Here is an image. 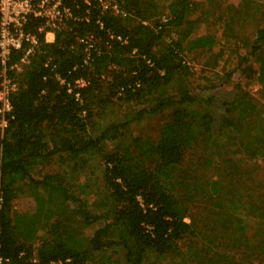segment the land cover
<instances>
[{"label": "trees", "instance_id": "16d2710c", "mask_svg": "<svg viewBox=\"0 0 264 264\" xmlns=\"http://www.w3.org/2000/svg\"><path fill=\"white\" fill-rule=\"evenodd\" d=\"M221 1L171 0L164 12L156 0H117V12L99 0H64L72 18L52 42L39 31L44 19H28L25 28L39 45L20 70L12 66L24 50H14L7 63L18 89L8 126L0 129L2 264H119L117 250L126 264L181 256L197 264H264V177L257 173L264 162V105L256 110L246 91L223 102L216 131L211 111L200 113L197 133L190 112L181 109L158 141L129 136L130 121L92 133L94 117L112 98L140 103L191 75L188 57L217 43L214 35L192 36L204 17L213 13L222 34L233 33L235 17L217 13ZM251 58L264 86L259 25L240 61ZM78 80L86 84L76 86ZM207 138L217 150L204 153ZM235 145L243 157L229 163L224 157ZM53 166L35 176L37 168ZM23 194L33 198L35 212L17 211ZM72 202L78 210L71 213Z\"/></svg>", "mask_w": 264, "mask_h": 264}, {"label": "rangeland", "instance_id": "374dc122", "mask_svg": "<svg viewBox=\"0 0 264 264\" xmlns=\"http://www.w3.org/2000/svg\"><path fill=\"white\" fill-rule=\"evenodd\" d=\"M156 1L162 6L161 10L167 12L166 7L171 0ZM221 2L222 7L217 13H227L226 17H235L233 33H228L225 37L226 34H222L223 28L214 25L213 13L209 14L207 18L204 17L205 22L199 25L192 36L214 35L217 43L211 52H197L188 57L191 65V75L184 82L177 80L166 87V91L162 93L154 92L140 103H126L117 97L112 98L105 111L94 117L95 130H92V133L95 134L99 132L101 127L112 123L130 121L129 136L158 141L161 139L162 128L172 121L174 112L181 109H187L186 112H190L189 114L191 119H194L193 122H195L197 133L201 131L199 129L202 122L200 113L211 111L216 118V131L219 120L225 113L223 102L234 100L240 91H246L249 94L252 103L256 106V110L263 107L264 86L258 80L259 63L256 58H251L247 63H242L240 59L248 53L249 47L254 41L256 26L264 27V0H222ZM238 15H241V18H237L236 16ZM251 71H254V73H251ZM229 76L230 78H228ZM184 96H188L191 99L193 97L195 101H189L184 106L181 102ZM167 99L169 103L164 104ZM99 111L97 108V113ZM132 119L135 120L131 121ZM187 120H190V118L187 117ZM201 139L204 140V136H201ZM205 142L207 143L201 145L204 153L217 150L216 147H210L208 138ZM112 148V143L106 146L107 150ZM237 148L236 145L231 147L229 154L224 157V160L231 163L236 161L237 158L243 157L242 154L236 152ZM244 156V160H250L247 155ZM187 164L188 162L184 165ZM259 166L257 173L259 172L260 177H264V162H259ZM57 168V166L45 169L37 168L34 173L38 177L45 172L55 171ZM100 173L101 170L97 168L93 186L95 192L98 191L97 186L101 184ZM187 195L193 200L198 199L196 194H191L189 191ZM91 197L93 199L96 198L94 193ZM16 208L19 212L33 213L36 206L33 198L23 194L16 201ZM104 208L105 205L98 207L97 210L101 211ZM68 209L71 213L75 212L78 210V204L69 203ZM96 228L97 226L87 228L85 230L86 235L91 236ZM113 254L115 259H118L119 264H126L122 250H117ZM181 257L174 259V262L169 257L162 260L151 257L145 264H197L191 260L184 262Z\"/></svg>", "mask_w": 264, "mask_h": 264}, {"label": "built area", "instance_id": "2783aa9c", "mask_svg": "<svg viewBox=\"0 0 264 264\" xmlns=\"http://www.w3.org/2000/svg\"><path fill=\"white\" fill-rule=\"evenodd\" d=\"M88 2V0H86ZM103 9L112 7L118 12L117 0H99ZM0 129L8 126L12 117L11 95L18 89V83L9 74L7 63L14 50H24L20 63L12 66L20 68V64L29 63V56L39 45V38L28 32L25 25L30 17L44 19L39 31H45L46 41L55 39V32L65 21L72 18L70 8L64 0H0ZM76 86H84V80H78ZM72 88H69V92ZM78 96V94H77ZM2 196L0 193V207ZM4 258L0 252V264Z\"/></svg>", "mask_w": 264, "mask_h": 264}]
</instances>
